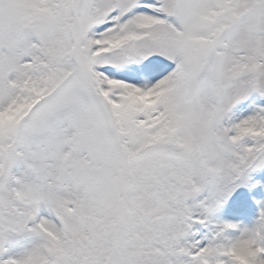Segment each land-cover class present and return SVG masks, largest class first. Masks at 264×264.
<instances>
[{"label":"snow or ice","instance_id":"1","mask_svg":"<svg viewBox=\"0 0 264 264\" xmlns=\"http://www.w3.org/2000/svg\"><path fill=\"white\" fill-rule=\"evenodd\" d=\"M0 264H264V0H0Z\"/></svg>","mask_w":264,"mask_h":264}]
</instances>
